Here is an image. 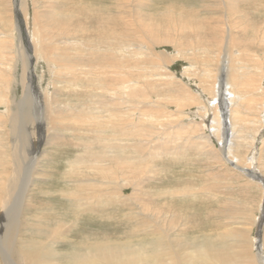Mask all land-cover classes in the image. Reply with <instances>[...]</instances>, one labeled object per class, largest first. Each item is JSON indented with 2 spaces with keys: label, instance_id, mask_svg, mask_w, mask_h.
<instances>
[{
  "label": "bare ground",
  "instance_id": "6f19581e",
  "mask_svg": "<svg viewBox=\"0 0 264 264\" xmlns=\"http://www.w3.org/2000/svg\"><path fill=\"white\" fill-rule=\"evenodd\" d=\"M25 1L12 0V5L16 7L18 4L14 10L21 22L20 27L23 28L17 27V33L20 38L24 36L28 39L27 50L19 41L18 62L23 67L19 78L22 96L17 101L12 99L9 107L2 112V117L6 120L5 130L0 126V140L7 134L13 145L12 150L10 149L12 169L8 177L1 181L5 186L3 194L7 196V200L0 202L2 264H264V224L261 229H258L260 225L257 224V242L253 240L254 220L248 228L244 227L245 224L236 223L234 232L232 228L227 227L230 224H223V229L218 230L214 236V231L202 233L200 226L203 222L195 219L201 213L197 211H201L206 204L204 199H215L211 196L210 190L213 188L210 187L214 183L216 172L222 171V167L225 171L232 170L231 172L239 178H243L245 183L241 186L245 189L252 186L260 195L258 213H261L260 218L264 216V174L259 172L264 173V165L260 159L264 153V51L259 55L257 51L254 55L256 50L251 49L252 53L247 51L248 55L243 54L247 55L245 58L240 50L236 49L237 43H240V46L245 39L247 45H259L264 48V22L259 26L260 23H255L251 15L239 9L240 2L250 3L254 0H204L202 3L205 4L200 8L205 11L206 16L201 19L196 18L200 10H193L191 6L187 14L183 9L175 12L168 8L155 20L146 14L147 20H151L148 24L143 23V15L135 14L136 10L129 8L132 5L130 0L126 3L124 0H115V3L111 1L114 4L107 8L109 12L103 11L104 16L98 9L96 11L98 15H102L97 21L101 26L99 31H92L96 33L95 39L99 37L100 43L91 41L87 47L88 54L82 46L84 51H80L81 48H73L72 45L69 47L70 40L66 32L69 31L68 25L73 16L60 12L63 4L60 5L59 2L64 0H57L58 3L54 1L57 6L50 5L46 13L37 10L35 1L32 0V18L27 17ZM99 4L101 5L100 2ZM124 8L125 15L121 12ZM257 10L259 12L253 15L257 14L259 19L264 21V7L263 10L261 7ZM23 13L27 19L20 17ZM158 20L164 21L165 26L155 29ZM12 25L11 21L10 30L0 33V50L9 54H13ZM74 25L76 26L75 23ZM186 28L193 33L187 40L188 44L186 43L189 46L188 51L196 50L192 40H195L197 32H200L199 37L202 38L203 33L208 46L210 41L212 42L209 47L203 48L207 51L206 57L208 56L209 60L218 59L215 68L203 64L204 68L201 69L203 81L208 83L215 80V83L212 85V94L205 92L206 95L200 96L203 105L196 107L193 115L200 117L202 124L195 122L197 125L192 126L191 132L187 129L184 132V128L191 126L192 122L185 125L182 121L186 120V116L191 117L192 113H184L180 111L181 106H178L173 114H169L167 107L156 104L153 100V88L151 89L159 81V84L165 85L171 93L174 86L171 89L169 86L177 81L169 65L185 55L186 45L183 48L179 40L184 38L181 34ZM90 29H86V32ZM49 30L56 31L55 35L60 37L61 42L49 36ZM243 38L244 40L239 42ZM242 46V49L248 47H244V44ZM158 47H163V57L156 52ZM192 47L195 49L189 50ZM166 48L170 49L169 53ZM39 60L48 66L54 63V71L66 74L67 87L81 85L85 88L81 95H84L85 104L88 103V106L80 108L77 105L75 107L78 108L71 110V107L69 110L56 108L53 103L57 98L53 100L49 91L48 97L44 95L43 98L37 97L36 101L32 100L31 88H37L42 82L36 71ZM250 63L252 67H249ZM4 66V63H0V76L4 74ZM9 67L16 66L9 64ZM180 74L183 77L185 72ZM62 76L59 80L63 82ZM65 91H68L67 88ZM71 91L70 89L69 92ZM38 103L42 110L43 125L48 129V133L49 130H58V135L52 136V140L65 139L62 132H59L62 130L70 131L71 135L77 134L79 137L78 141L71 138L65 140L74 148L82 150L83 155H76L75 159L69 161L71 174H64V177H78L73 178L75 180L72 179V182L79 189L95 193H60V197L71 207L72 218L76 219L75 221L82 218L84 220L87 216L93 219H118L114 224L125 230H122L123 233L118 237L97 234L82 236L76 240L73 238V227L70 223L67 225L55 221L49 226L45 219L41 222H28L27 219L21 221L23 206H28L24 203L25 194L33 183L30 170L36 165L34 160L37 154L35 151L34 156L30 157H34L32 164L23 163L22 167L17 166L16 161L22 162L25 151L16 141L22 136L21 126L24 122L34 125L39 121L33 111H24V107H27L26 104L33 106ZM170 117L175 118L173 122H169ZM222 119L226 121L222 125L224 127H221ZM167 121L169 124H163ZM252 128L254 130H251ZM200 130H206V135L202 136ZM196 131L200 132L199 135ZM192 133L194 135H191ZM41 136L43 139L44 136ZM244 148L246 164L239 166L237 153ZM202 165L205 167L202 168ZM73 168L81 171L76 172ZM202 169L207 172L209 181L212 180L213 183L206 182L208 178H204ZM192 170H195V173ZM250 171L255 172V175L259 176L258 179L261 177L263 183L256 184L247 180L248 177L254 181V177L249 175ZM146 184L149 187L144 190ZM124 189H129L131 195H122ZM86 193L87 191L84 194ZM130 200L133 201L132 205H129ZM234 205L235 203L228 201V209L222 214L228 217L236 215ZM204 223H209L208 219ZM214 226L217 227V224ZM21 235L32 238L22 241ZM58 243L64 251L56 250L55 245Z\"/></svg>",
  "mask_w": 264,
  "mask_h": 264
},
{
  "label": "rangeland",
  "instance_id": "374dc122",
  "mask_svg": "<svg viewBox=\"0 0 264 264\" xmlns=\"http://www.w3.org/2000/svg\"><path fill=\"white\" fill-rule=\"evenodd\" d=\"M34 1H35L36 6H37L36 8H38L37 10H39L40 12L43 11L45 13L48 10L47 8L50 5L51 6L55 5V3H53L54 1H56V3H58L57 0H52V2H51V0H34ZM69 1L70 2H68V0H66V1L64 0V1L59 2L60 5L61 4H63L62 6L65 5L64 6L65 8L64 7L62 8V6L60 7L61 10L57 8V10H60L61 13H67L68 15L73 16L72 19H70V22H69V25H68L69 26V31L66 32V33H68L67 34L68 35V39L70 40L69 47L72 45L73 48L77 47V49H79L82 46L83 49L86 48L85 51L88 54L87 47H89L88 44H90L91 41H93V40L96 41V44H97V42L100 43L98 41L99 37L97 39H95L96 33L94 34V32L96 30L99 31L98 28H99V26H101V24H97L98 18L100 16H102L103 13H105V12H103L104 10L109 12V10H107V8H111L112 7L111 5H113L115 3L114 2L115 0H107V1H102V0H99V1L98 0H75V1L74 0H69ZM111 1H113L114 3L111 2ZM126 1L127 0H124V3H126ZM130 1H131L132 5L129 8L135 9L136 10L135 14L143 15L142 19L144 21L143 22L144 24L151 23L150 19L147 20L148 16L152 17L153 20L158 19L159 15L164 13L168 8H169V10H173L175 12H177L180 9L181 10L183 9V11H187V12H184L185 14H187V13L190 12L189 11V9H190L189 6H191V8L192 7L194 8L193 10H195V9H197V11L200 10L199 14H197L196 18L200 17L199 19H201L202 17L206 16L205 15L206 14L205 11L203 12V9H201V8H203V4H205V3H202L204 0H201V1L199 0L200 2L198 0H149V2H145L146 0H130ZM196 1L198 3H196ZM99 2L101 3V5L99 4ZM204 2H206V0ZM25 3H26L27 17H31L32 18V16H33V13H32L33 12L32 11V8H33L32 0H26ZM141 3H142V5H139ZM12 4H13L12 0H0V33L8 32L10 30L11 21H12V24H13L12 27L14 26L12 28V34L14 35V36L12 35L13 36V42H11V43H13V54H9L7 52H2V50H0V56H1L0 57V63H4L5 64V66L3 67V70H2V71H4V74H2L3 76H0V97L3 99L2 100L0 98V102H1L0 105L2 104L0 106V126L3 128V130H5L4 123H5L6 120L4 119V117H2V116H4L2 114V112L5 110L6 107H9L8 105L11 102L12 99L14 101L15 100L17 101L22 96V90H21L19 78L22 75L23 67H22V64H20L18 62L19 61L18 60V54L20 52V50H19V41L23 44V46H25L24 47L25 50H27L26 46L28 44V39H26V37H24V36H22V38H20L18 33H17L16 28L18 27V29H20L22 27H20V25H21L20 23L21 22H20L19 18L17 17L16 12L14 10L15 6L12 5ZM15 4H16V2H15ZM79 4H80V6H79ZM82 4H83V6H82ZM261 4H263V5L261 6ZM55 6H57V4ZM16 7H18V4L16 5ZM66 7L67 8L69 7V8L67 9ZM259 7H261V10H263L264 0H254V1H251L250 3H247V2H240L239 3V9L240 10H244L245 12H247L248 15H251V17L255 21V23H257L258 25L260 23L259 26H261L264 21H261L262 19H259L260 16H257V14L253 15L255 12H257V11L259 12V10H257V8H259ZM72 8H74V9H72ZM95 8H96V10H95ZM78 9H80V10H78ZM93 10L95 12H93ZM125 10H126V8H124V10H121L122 14H124V15H125L124 12H126ZM96 11H98V12L101 11L102 15H98L99 13L97 14ZM11 12H12V14H11ZM89 12H90V14H88ZM200 12H201L202 15H200ZM146 14H147V17H146ZM89 16H90V19H89ZM135 16H138V15H135ZM20 17L27 19V17H25L24 13H23V15H20ZM133 17H134V15H133ZM133 17H131V18L133 19ZM83 21H85L87 23L84 22V24H83ZM74 23L76 24V26L74 25ZM85 24H87V25H85ZM94 24H96V25H94ZM84 25L87 26V27H85ZM162 26H165L164 25V21H159L158 20L157 23H155V29H158V28L160 29ZM49 28H52V27H49ZM90 28H93V29H90ZM73 29H74V31H73ZM86 29H90V30H87V32H86ZM54 30H53V32H51L50 30H49L50 32L47 31L48 35L53 37V38H55L57 41L61 42L60 37L58 35H55L56 31L54 32ZM187 30H188L187 28L183 30V33L181 35L184 38L179 40L180 44H182L183 48L186 45V47L184 49L186 51L185 55H186V53H187V55L186 56L183 55V58H181L179 60L177 59V60H175V62H173L172 64L169 65L170 71H171V73L175 74V77H176L175 80L177 81L172 86H169L170 89L174 86L171 89V93H170V90L168 91V88L165 87V85H162V84L160 85L159 81L157 82V84L155 86L151 87V89L153 88L152 89L153 90V94H152L153 100L156 101V104H159L161 106L167 107V112H169V114H173L174 110L178 109V106H181L180 111H182L184 113H187V114H191L192 113L191 117L190 116L189 117L186 116V120L184 119L182 121L183 123H186L185 125H188V124H190L192 122L191 126H186L187 128H184V132H186L185 131L186 129H187V131L191 132L190 130H192V126L196 127L197 124L201 123L200 122V120H201L200 117H196V115L195 116L193 115V113L196 112V110H197L196 107H198V106L200 107V105L201 106L203 105V102L201 100L202 98L200 96L206 95L205 92L207 94H212L213 93V91L211 90L212 89V85H213V83H215L214 82L215 80H213L211 82H208V83L204 82L203 79H202L203 77H202L201 69L204 68V65L209 66L211 68L212 67L215 68L217 66V62H218L217 60L218 59H210L211 60V62H210V60L207 58L208 56L206 57L207 51L203 50V48L206 49V47H209L212 44V42L209 40L211 44H209V46H208L207 45L208 41L205 40L204 37L202 36L203 33L201 35L202 38L199 37L200 36V32H197V34H198L197 38L195 40H192V43H194L193 46L197 47V48L195 47L196 50L188 51L187 48L189 46L187 45L188 44L187 40H189V38L192 36L193 33L191 31H190L191 32L190 33L189 30L188 31ZM83 31H84V33L85 32L86 33L85 34L81 33ZM88 31L90 33L92 31V33L90 34V33H88ZM186 32H187V35H186ZM51 34H53V36ZM86 35L88 37H86ZM56 36L58 37V39H57ZM71 36H72V38H71ZM201 39L204 42L203 41L201 42ZM7 40L10 41L9 39H7ZM84 40L88 41V42H85ZM242 40H244V38L239 40V42L242 41ZM245 40L242 41L243 43L241 42L240 46H239L240 43H237V45L239 47L236 45V49L237 50L239 49L240 53H242V55L243 54H247L248 55L249 52L252 53V51H254V50H256V51H254L253 54L254 53L256 54V52L258 51L257 54L259 55V53L264 51V48L262 49V47L259 46V45H250V44L247 45ZM74 42H76V44H74ZM77 43L80 44V45H78ZM82 43L86 47L84 45H82ZM243 44H244V47L251 46V48L247 47L248 49L247 48L242 49L241 47H243L242 46ZM100 46H102V45H100ZM255 46H257V47H255ZM194 47L189 48V50L190 49H195ZM259 47H260V49H259ZM257 48L259 50H257ZM83 49L81 48L79 50L80 51H84ZM166 49H167V51L169 53L170 49L169 48H166ZM197 49L199 51H197ZM236 49L234 48V50H236ZM241 49L244 50L245 52H243ZM251 49H252V51H250ZM194 51H195L196 54L194 53ZM201 51H203V52H201ZM247 51H248V53H247ZM156 52L160 53L161 57L164 56V55H162L163 52H164L163 47H160V48L158 47ZM193 55H195V56H193ZM247 55H245V56L243 55V56L246 58ZM192 56L195 57V58H193ZM202 56H203V58H202ZM13 57H14V59H13ZM189 57H191V58H189ZM186 58H187V60H185ZM197 58L198 59L201 58L202 60L200 61ZM194 59H196L197 61L195 62ZM212 60L213 61L215 60L214 61L215 63H213ZM193 61H194V63H193ZM38 62L39 63L37 65L36 71H37V74L42 77V78L40 77V79H42V82L40 80L41 84H38L37 88L36 87H35V89L31 88L32 96L34 97V98L33 97L31 98L32 100L34 99V101H36L37 97L41 98L42 96L44 97V95L48 97L50 94H52V96L50 95V97L53 98V100L56 99V98L58 100V101L54 100L55 101V102L53 101L54 103L52 102L53 105L56 106V108H60L61 107L63 109H67V110L70 109L71 110L73 108H78V107H75L77 105H79L80 108L88 106V103L85 104L84 95H81V93L83 91H85V88H83L81 85L80 86L77 85V87L75 85L74 88L73 87L71 88V86H70V88L67 87L68 84H67V82H65V80L68 79V77L65 79V76H67V75L66 74L64 75L62 73H58L56 70H55L56 71V73H55V71H54V69H55L54 66L55 65H53L54 63L53 64L51 63V65L48 66V65H46V63L42 62L41 60H39ZM148 62L152 64V61L149 60ZM197 62H199V63H197ZM9 64H11L12 66H16V67L10 68ZM197 65H198V67H197ZM193 67H195V68H193ZM249 67H252L251 63L249 65ZM193 69H194V71H193ZM190 70H191V72H190ZM48 71L49 72L51 71L50 72L51 74ZM52 72H53V74H52ZM177 72H179V73H177ZM181 72H183V74L185 72L183 77L180 74ZM49 74L51 76L53 75V77L51 78V76ZM190 74H191V76H190ZM61 75L64 76V77L62 76V78H64L63 82L61 81V79L59 80V78H61ZM187 75H189V76H187ZM200 77H201V79H200ZM179 78H181V79H179ZM54 79H56L57 81L54 80ZM48 81H50L51 83H48ZM57 82L59 83V85H58ZM162 82L164 83V81H162ZM62 83H63V85H60ZM60 86H62L63 88L65 87V88L63 89ZM189 87H191V89ZM66 88H67L68 91H65ZM77 88H79V89H77ZM57 89H59V91ZM70 89L72 90L71 92H69ZM54 90H56V93L58 95L56 93H54ZM77 90H79V92H77ZM176 90H178V91H176ZM44 91H45V94H43ZM48 91L50 92V94H49ZM165 91H166V93H165ZM189 91H190V93H189ZM36 93H37V95H36ZM59 94H61V95H59ZM69 94H71L72 96L69 95ZM163 94H165V95H163ZM53 95H55V96L53 97ZM64 95L65 96L67 95V97H65ZM77 95H78V97H77ZM157 96H158V98H157ZM50 97H49V99L51 100ZM159 99H160L161 103L159 102ZM190 100H192L193 102L190 101ZM194 100H195V102H194ZM2 101L5 104H3ZM4 101H6L8 104L6 102H4ZM175 101H177V102H175ZM78 102H79V104H78ZM181 103H183V104H181ZM26 106L27 107H24V111H28V112H32L33 111V113H35V116L37 117V119H39V121L37 123H35L34 125L31 124V123L24 122V124L21 126L22 127L21 128V131H22L21 135L22 136H20L18 138V140L16 141V144H18L19 146L22 145L23 146V151H25L24 154H23L24 157L22 159V162L21 161H16L17 166L22 167L23 163H24V165H27L28 163L32 164L33 161H31V160H33L34 157H32V158H30V157L34 156L33 154H35V151H36V154H37V156H36V158L34 160V162L36 163V165H34V167L36 169L33 167L30 170V172L32 173V182L33 183L31 182L32 185L29 186V188H28V190H27V192L25 194L24 203L27 204L28 206H26V207L23 206L24 210H23V214L21 216V221H24V220L26 221V219H27L28 222H30V221L41 222L42 219L43 220L45 219V221H47V224L49 226H52L55 221L64 222L67 225L70 223L72 225V227H73V230H72V233L74 234L73 238H75L76 240L77 239H81L82 236L86 237V236H89V235L93 236V235H97V234H99L100 236L107 234L109 236L112 235V236H117L118 237L119 234H121V233H123L125 231L124 228L119 227L118 224H114V223H116L118 221V219H116V220H106V219H103V218H95V219H93L92 217L87 216V218H85L84 220L82 218L80 220L75 221L76 219L72 218V214H71L72 210L70 209L71 207L69 206V204L66 203L65 200H63V198L60 197V193L64 192V193H68L69 194V192H74L75 193L76 191H77V193L80 192L83 195H87V194H89V192H90V194L91 193H95L94 191L93 192L92 191L88 192V190H86V189L83 190V188L79 189V187L77 185H75V183L72 182L73 178L77 179L78 177H68V178L64 177V174H71V171L69 169L70 168L69 161H72L73 159H75L76 155L77 156L78 155H83V151L82 150L74 148L73 146H71L66 141L69 140L68 138H71L73 140H77L78 141L79 137H78L77 134L74 135V136H73V134L71 135L70 131L62 130V131H59V132H62L61 134L64 135L65 139H63V140H58L57 139L56 140L54 138L52 140V136L58 135V133H57L58 130H56L57 132L55 130H51V131L49 130V133H48V129L46 128L45 125H43L44 122H43V119H42V117H43L42 116V112H41L42 110H41V106L39 105V103L38 104H34L33 106H29V105L26 104ZM69 107H71V108H69ZM187 107H188V109H187ZM198 113L200 115H202L201 112L198 111ZM169 116L170 115H168V117ZM187 118H188V120H187ZM174 119H173V117H170L169 122H171ZM169 122L167 121V122H164L163 124H165V123L169 124ZM195 122L197 124H195ZM224 122H226V121L224 119H222L221 120V127H224V126H222V125H224ZM44 126H45V128H44ZM190 127H191V129H190ZM67 130H69V129H67ZM251 130H254V128H252ZM198 131H196V132L199 135L200 132H198ZM200 131L202 132L201 133L202 136L206 135V133H207L206 130L205 131L200 130ZM180 132L182 133L183 130L180 131ZM23 133H25V134L23 135ZM41 135L44 136L43 139H42ZM191 135H194V134L192 133ZM8 136L9 135L5 134L4 137L3 138L1 137V140H0L1 141L0 142V174L2 175V176L0 175V178H1L0 179V202L7 200V196H5L3 194V189L5 188V186L1 183V181L4 178L8 177V174H9L10 170L12 169L11 168L12 167V162H10V160L12 161V159H11L12 158L11 150H12L13 145L10 142V136L9 137ZM39 136H41L42 140L40 139ZM7 138H9V139H7ZM23 140L25 142H23ZM238 153H237V155L239 157V163H238L239 166L240 165L242 166L243 164L245 165L246 163H245V160H244V156L246 154V148L241 149L240 151H238ZM260 159L262 161L261 163L264 165V161H263L264 160V153H263V156L262 155L260 156ZM5 161H7V162H5ZM78 162L80 163L79 160H78ZM240 163H242V164H240ZM219 165H222V164H219ZM73 166H75V165H73ZM77 166L79 167V165H77ZM188 167L191 168L193 166H188ZM204 167H205V165H202V168H204ZM225 170L226 169H224V167H222V171H220V172L219 171L216 172V169H215L216 177L213 180L214 183L212 182V180L209 181V177L206 174L207 172L205 170H203V169L201 170V172L204 174V178L205 179L208 178L207 179L208 181H206V182H209V184L213 183V185H211V187H210L211 189L213 188L212 191L210 190V193H212L211 196H214L215 199L210 200V199H206L205 198L204 200H205L206 204L202 207L204 210L202 208H201L202 209L201 211L198 210L197 212L198 213L201 212V213H199L200 216L196 217L195 219H199V221L203 222L202 225L200 226L201 227L200 229H201L202 233L214 231L213 232L214 236H215V234H217L218 230L221 231L223 229V227H222L223 224H225V225H227V223L230 224V226L228 225L227 227L232 228V230L234 232L235 231L234 227H237L236 223H239L241 225L245 224L244 227L246 226L248 228V226L251 225L252 220H254L253 221L254 222L253 223V240L258 242V239H257V237H258L257 232L258 231L257 230L261 229L262 225L264 224V218H263L264 216H261V218H260V214L261 213H258L260 195L258 193H256V191L252 188V186H251L252 189L251 188L245 189L243 186H241V185H243L245 183V180L243 178H239L234 172H231L232 170H230V169H229L230 171H225ZM75 171L76 172H80L81 169L77 170V168H76ZM192 171L195 173V170H192ZM259 172L261 174H264L262 171H259ZM90 175H91V173H89V176ZM249 175L254 177V179H253L254 181H251V179L248 178V177L246 178L250 182H253V183L257 182L258 184L259 183H263L264 179L262 180L261 177H260V179H258L259 176L258 175L256 176L255 172L250 171ZM75 179H73V180H75ZM210 179H211V177H210ZM206 182H205V184L207 185ZM148 187H149V185L146 184V185H144L143 188L145 190ZM86 191H87V193L84 194ZM208 191H209V189H208ZM123 192L124 193L122 195H124V196L131 195V192L129 191V189H124ZM263 196H264V187H263ZM27 197H29V198H27ZM61 200H63V201H61ZM228 201L231 202L232 204L235 203V205L233 206V209H236V210H234L235 212H237V213H235L236 215H231L229 217L223 215L224 212L227 211V209H228ZM131 202L133 203V201L130 200L129 205H132ZM225 207H227V208H225ZM241 209H243V210H241ZM202 211H204V212L202 213ZM259 212H261V211L259 210ZM107 213L109 215L110 211H108ZM237 214H239V215H237ZM30 215H32V216H30ZM35 216L38 217V218H35ZM118 216H120V215H118ZM253 216H254V219H253ZM207 219H208L209 223H204L205 221H207ZM246 223H249V225H246ZM258 223H259L260 226L257 225ZM216 224H217V227L214 226ZM257 226H259L258 229H257ZM122 230H123V232H122ZM203 231H205V232H203ZM25 235H21L20 236L22 241H26V239L30 240L32 238L30 236L26 237ZM23 236H25V237H23ZM22 237H23V239H22ZM59 243L57 245H55V247L57 248L56 250L64 251L65 249L62 248V246ZM2 263L3 262H1V259H0V264H2Z\"/></svg>",
  "mask_w": 264,
  "mask_h": 264
}]
</instances>
